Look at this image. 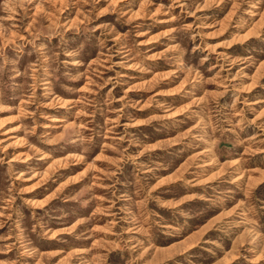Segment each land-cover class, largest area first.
Returning a JSON list of instances; mask_svg holds the SVG:
<instances>
[{"label": "rangeland", "instance_id": "1", "mask_svg": "<svg viewBox=\"0 0 264 264\" xmlns=\"http://www.w3.org/2000/svg\"><path fill=\"white\" fill-rule=\"evenodd\" d=\"M0 264H264V0H0Z\"/></svg>", "mask_w": 264, "mask_h": 264}]
</instances>
